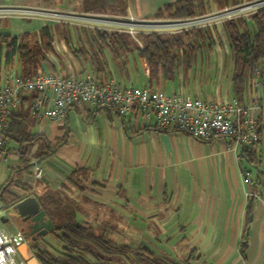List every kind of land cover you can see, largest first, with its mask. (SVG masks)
Segmentation results:
<instances>
[{
  "label": "crops",
  "instance_id": "obj_1",
  "mask_svg": "<svg viewBox=\"0 0 264 264\" xmlns=\"http://www.w3.org/2000/svg\"><path fill=\"white\" fill-rule=\"evenodd\" d=\"M175 1L126 0L123 16L140 21L181 19L167 17L165 12L157 16ZM246 1L250 0L223 4L202 0L203 10L195 15ZM8 5L56 9L37 6V0H0V6ZM0 19V35L8 36L38 32L42 26L54 24L42 17ZM237 19H244L243 30L251 16ZM225 23L203 28L210 41L196 48L192 62L180 65L171 78L160 75L149 82L146 63L141 62L144 79L140 85L183 91L202 100L236 99L258 121H264V88L253 85L252 70L239 96L233 92L234 64ZM247 30L253 31V26ZM4 51L3 46L0 80L10 67L19 73L16 57L6 63ZM226 55H231V64ZM80 59L68 60L64 67L49 54L39 73L82 68L93 74L88 62ZM259 65L264 75V59ZM95 76L114 77L120 83L114 74ZM32 95H22L13 112L26 109ZM255 100L257 108H252ZM30 118L29 133L42 136L48 147L41 152L49 153L37 159L43 147L40 140L20 151L18 142L7 137L0 148V199L6 205L58 190L82 200L76 207L77 221L108 227L110 238L117 243L132 248L143 244L178 264H264V132L256 144L246 147L226 137L205 141L177 130H159L155 116L147 120L137 112L119 115L108 108L70 109L61 122ZM33 160L41 166L39 178L31 166L25 168ZM19 219L17 215L18 225L7 216L6 223L22 230ZM28 245L31 263L39 264ZM27 253L24 249L21 254Z\"/></svg>",
  "mask_w": 264,
  "mask_h": 264
},
{
  "label": "built area",
  "instance_id": "obj_2",
  "mask_svg": "<svg viewBox=\"0 0 264 264\" xmlns=\"http://www.w3.org/2000/svg\"><path fill=\"white\" fill-rule=\"evenodd\" d=\"M261 8H264V0H250L181 19L140 21L127 16L8 5L0 6V18L25 16L42 17L54 23L87 22L104 30L109 29L106 25H111L113 31L135 38L137 33H175L220 25L250 17ZM252 74L253 85L258 89L264 88V75L259 63ZM24 94L35 95L29 103V110L30 115L40 121L61 122L70 109L108 108L119 115L137 112L147 120L155 116V128L177 130L205 141L226 137L247 147L257 143L264 132V121H258L236 99L202 100L183 91L169 92L148 84L121 85L114 77L99 78L82 68L48 70L22 77L10 67L0 80V148L8 137L11 114ZM251 107L257 108L256 100ZM30 170L36 178L42 174L41 166L35 160L31 162ZM6 208L0 199V264H32L29 241L21 229L6 223ZM24 249L28 253L22 256Z\"/></svg>",
  "mask_w": 264,
  "mask_h": 264
},
{
  "label": "trees",
  "instance_id": "obj_3",
  "mask_svg": "<svg viewBox=\"0 0 264 264\" xmlns=\"http://www.w3.org/2000/svg\"><path fill=\"white\" fill-rule=\"evenodd\" d=\"M218 2L223 4L227 0ZM125 4L126 0H81L80 11L123 16L126 13ZM162 10L158 12V17L163 16L164 12L171 18L191 17L203 10L202 0H177L166 4ZM244 22V19H237L225 23L233 57L232 83L236 97L239 96L248 74L264 59V8L251 16L253 31L249 32L247 28L240 30ZM58 26L60 24L45 25L36 33L24 32L18 36L0 35V50L4 46L5 62L10 63L16 57L19 74L22 77L38 74L42 62L49 54L57 57L54 33ZM83 29L86 31L85 45L88 48L84 46L74 50L73 54L83 57L96 74L111 75L105 67V50L113 55L120 51L124 53L135 51L138 59L146 63L149 82L157 80L160 75L163 79L171 78L180 65L187 66L192 62L196 48L210 41V37L202 31L203 28L175 33H137L136 38L124 32L99 28ZM34 97L35 95H32L30 99ZM30 116L29 105L19 112H12L8 136L18 142L20 151L34 141L40 140L43 147L36 157L41 159L49 153L41 152L48 144L42 136L29 133ZM29 166L31 163L25 165V168ZM36 199L54 226L49 234L60 244L58 248H52L40 241L41 237L34 241L27 237L39 264H178L158 255L143 244L132 248L127 244L113 241L108 227L96 228L87 222H77L74 202L62 197L61 191L47 190ZM243 240L242 237L238 244L240 250L243 249Z\"/></svg>",
  "mask_w": 264,
  "mask_h": 264
},
{
  "label": "rangeland",
  "instance_id": "obj_4",
  "mask_svg": "<svg viewBox=\"0 0 264 264\" xmlns=\"http://www.w3.org/2000/svg\"><path fill=\"white\" fill-rule=\"evenodd\" d=\"M38 5L42 7H51L56 9H66V10H80V3L81 0H37ZM58 25L60 26L56 27V31L54 33L55 39H54V46L56 48V58L59 60L60 63H67L68 60H74L78 59L80 62V58L83 59V57H77L73 54L74 50L84 48H88L87 45H85V42L87 43V37H86V31L83 28H98L96 26H92L91 24L95 23H54L52 25ZM90 24V25H88ZM247 28L251 30L252 28V22L247 21ZM3 25V21L0 19V27ZM107 28L110 29V31H113V26L106 25ZM108 29V30H109ZM36 33V32H32ZM61 44L64 45L65 49H62ZM106 65L105 67L107 70H109L111 74H114L118 78H120L121 85H140L142 80L144 79V73L143 68L141 65V61L138 59L136 52L132 53H124L120 51L117 55L111 54L108 50L104 51ZM226 55V61L227 63L231 64L232 57L231 55ZM105 62L104 60H102ZM64 67H66V64H63ZM89 66V65H88ZM90 68V67H88ZM92 69V68H91ZM93 75H96L93 72ZM62 197L67 199V201L74 202L73 204L77 207L78 204H82V200H79V198H71L67 193H61ZM12 204H7V216L8 218H11L16 224L19 225L17 222V214L14 211ZM77 221V219H76ZM79 222V221H77ZM42 242L49 245L52 248H58L60 246L59 242L53 238L49 233L43 235L40 238ZM183 249L186 248V246L182 247ZM188 249V248H186Z\"/></svg>",
  "mask_w": 264,
  "mask_h": 264
},
{
  "label": "water",
  "instance_id": "obj_5",
  "mask_svg": "<svg viewBox=\"0 0 264 264\" xmlns=\"http://www.w3.org/2000/svg\"><path fill=\"white\" fill-rule=\"evenodd\" d=\"M12 205L16 214L21 217V221L29 220L27 225L29 232L22 228L26 238L34 235L29 238L34 241L53 230L52 222L46 217L45 211L34 196H27Z\"/></svg>",
  "mask_w": 264,
  "mask_h": 264
},
{
  "label": "flooded vegetation",
  "instance_id": "obj_6",
  "mask_svg": "<svg viewBox=\"0 0 264 264\" xmlns=\"http://www.w3.org/2000/svg\"><path fill=\"white\" fill-rule=\"evenodd\" d=\"M20 219V224H22V228L25 229V231L29 232V228L27 227L28 223H29V220H25V221H21V217H19ZM32 236L34 235H30L29 238L31 239Z\"/></svg>",
  "mask_w": 264,
  "mask_h": 264
}]
</instances>
